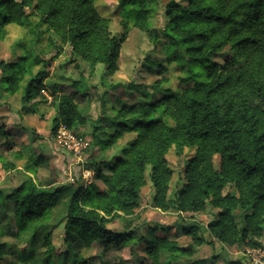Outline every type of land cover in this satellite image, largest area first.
I'll return each mask as SVG.
<instances>
[{
	"label": "trees",
	"instance_id": "1",
	"mask_svg": "<svg viewBox=\"0 0 264 264\" xmlns=\"http://www.w3.org/2000/svg\"><path fill=\"white\" fill-rule=\"evenodd\" d=\"M95 3L96 0H0V40L10 25L27 28L37 37L46 27L91 66L102 64L116 72L130 26L125 22L122 33H111L109 20L99 14ZM120 5L135 7L131 14L135 26L147 33L154 44L160 43L159 30L148 22L151 0H120ZM165 16L168 25L162 33L168 60L187 69L188 76L181 82L193 86L154 102L125 105L111 121L110 138L104 141L94 137L91 145L103 150L125 134H136L121 155L112 157L109 174L102 172L98 157L86 161L85 168L94 171L105 187L103 191L86 188L82 176L74 183L57 186L52 182L36 183L33 176L46 159L33 152L20 172L24 175L22 183L10 190L0 188V238L9 232L25 243L22 249L9 253L8 245L0 242V262L10 255L26 264H105L102 254L121 250L135 241L133 230L114 232L107 223L108 218L132 214L139 208L140 189L148 169L157 209L200 213L211 203L219 212L209 230L220 243L263 247L252 241L264 238V0H171ZM213 55L223 64L212 61ZM25 59L2 63L0 71L6 91L21 92L22 103L31 104L41 97L48 73L27 79ZM147 59L146 67L151 69L154 60L149 56ZM203 72L206 80L198 82ZM105 85L111 92L119 89V84ZM52 88L56 91V86ZM97 88L73 81L62 94L52 92L57 102L53 134L61 126L77 132L76 128L87 123L78 101L93 99ZM102 129L99 128L103 132ZM22 131L37 136L25 126ZM13 133L0 122V138L9 143ZM173 147L179 151L196 148V152L185 170L186 185L174 199H169L173 171L167 155ZM15 155L19 160L25 157L21 151ZM216 156L221 158L219 170L215 167ZM0 164L5 171L14 166L7 164L2 154ZM228 184L234 185L236 191L224 194ZM238 209L243 211L240 219L236 216ZM62 219L66 220L69 250L55 262L51 230ZM159 229L171 231L165 226L153 231ZM192 232L193 229L186 230L188 234ZM140 243L152 264H160L161 250L173 252L169 263L177 262L175 254L180 250L174 243L158 237H143ZM38 245L46 247L42 262L31 254ZM80 246L98 247L101 253L84 256L77 250Z\"/></svg>",
	"mask_w": 264,
	"mask_h": 264
},
{
	"label": "rangeland",
	"instance_id": "2",
	"mask_svg": "<svg viewBox=\"0 0 264 264\" xmlns=\"http://www.w3.org/2000/svg\"><path fill=\"white\" fill-rule=\"evenodd\" d=\"M171 0H151L148 7V22L151 27L160 32V43L154 44L147 33L135 26V20L131 16L135 7L124 8L120 0H96L95 6L99 14L109 20L110 31L113 34L123 32V25L128 22L130 33L124 43L121 56L118 61L119 69L111 72L106 66L98 64L91 66L81 56L73 53L72 46L62 45L61 41L50 31L43 27L42 34L37 37L32 31L18 25H10L6 28L3 39L0 40V66L2 63H12L19 59L24 60L26 66V78H40L41 73L47 72L48 76L43 80L40 91L41 97L31 104L22 103V94H11L6 91L5 83L2 82L0 71V122L14 133L7 143L6 139L0 138V154L3 155L7 164L14 165L9 171L2 169L0 164V188L8 190L19 186L24 175L20 173L26 161L33 152L45 156L46 162L39 168L33 179L38 184L54 185L70 184L82 176L86 188L96 187L99 191L105 189L104 185L96 179L94 171L84 177L87 160L98 157L102 162L101 170L109 174V164L115 154L121 155L127 143L136 138L135 133L125 134L118 139L109 149H100L94 146V137L108 140L112 130V119L125 105L138 104L140 102H154L166 95H178L184 89L193 86V83L183 84L182 78L188 76L187 69L170 63L167 55L166 40L163 31L168 25L166 19V6ZM154 60L151 69L146 67L147 57ZM41 60L37 63L36 60ZM212 61L223 64V60L216 55L210 56ZM46 67H45V66ZM26 79V80H27ZM22 82V86L26 83ZM204 72L197 81H205ZM73 81H81L86 86L97 85L95 97L86 101H78V107L82 115L87 119L85 125L76 128V136L87 139L90 147L82 156L83 162L74 154L59 147L56 143L55 134L52 133L53 120L57 113V102L52 95L56 96L64 92L65 86ZM105 84L118 85L116 92H111ZM56 86V91L52 86ZM23 126L37 133L25 134ZM104 128L103 132L99 128ZM21 151L24 158L17 159L15 153ZM196 148H185L182 151L175 147L170 149L167 158L173 171L168 198L174 199L178 192L186 185L185 170L187 164L194 157ZM215 167L220 169L221 158L215 157ZM6 164V163H5ZM150 170L145 174V184L140 189V206L132 214L120 213L119 216L108 218L107 226L114 232H135V241L129 243L121 250H110L102 255L105 264H152L141 238L158 237L174 243L180 250L175 254L177 262L171 261L173 252L161 250L160 264H257L259 252L264 253V238L253 240L252 243H261L263 247L251 248L240 244L226 246L213 237L209 225L215 220L219 210L208 203L205 211L200 213H179L174 210L163 211L153 204L155 190L149 179ZM234 185L228 184L224 194L235 192ZM67 195H65L66 197ZM64 197V199H65ZM13 208V205H11ZM243 214L238 209L236 216L240 219ZM65 219L56 223L51 230L52 244L55 250L53 260L69 250L65 237ZM157 226L171 227L170 232L161 229L154 232ZM193 229L191 234L186 230ZM0 238L1 243L8 245V252H15L25 247V243L18 241L12 233ZM201 240V241H200ZM77 250L84 256L101 253L98 247L85 249L78 247ZM38 262L46 257V247L38 245L31 253ZM0 264H26L17 259L4 257ZM27 264H32L28 261Z\"/></svg>",
	"mask_w": 264,
	"mask_h": 264
},
{
	"label": "built area",
	"instance_id": "3",
	"mask_svg": "<svg viewBox=\"0 0 264 264\" xmlns=\"http://www.w3.org/2000/svg\"><path fill=\"white\" fill-rule=\"evenodd\" d=\"M56 143L59 147L67 150L68 152L74 154L81 162H83V154L87 152L90 147V142L87 139L80 138L75 135V133L67 128L66 126H61L55 134ZM85 165V163H84ZM92 170L85 169L84 177L91 175ZM259 257L256 259L257 264H264V253L259 252Z\"/></svg>",
	"mask_w": 264,
	"mask_h": 264
}]
</instances>
